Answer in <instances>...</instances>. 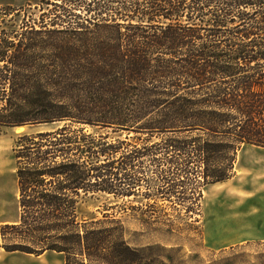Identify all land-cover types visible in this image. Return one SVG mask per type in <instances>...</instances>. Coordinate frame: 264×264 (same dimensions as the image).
<instances>
[{
  "label": "trees",
  "instance_id": "1",
  "mask_svg": "<svg viewBox=\"0 0 264 264\" xmlns=\"http://www.w3.org/2000/svg\"><path fill=\"white\" fill-rule=\"evenodd\" d=\"M41 1L52 9L0 31V126L50 125L15 140L19 216L0 248L156 264L146 250L163 246L131 244L122 215L85 218L80 203L143 181L180 203L194 182L198 202L245 145L264 148V0Z\"/></svg>",
  "mask_w": 264,
  "mask_h": 264
},
{
  "label": "rangeland",
  "instance_id": "2",
  "mask_svg": "<svg viewBox=\"0 0 264 264\" xmlns=\"http://www.w3.org/2000/svg\"><path fill=\"white\" fill-rule=\"evenodd\" d=\"M41 8L47 11L52 6L47 7L41 0H0V31L15 28L20 32L22 22L37 20ZM49 127L0 126V225L14 222L19 216L15 140L20 132L33 133ZM141 159L139 170L152 181L155 166L148 156ZM234 171L227 180L204 185L198 202L194 182L181 188L184 193H177L183 200L180 203L174 195L168 199L146 197L154 192L143 181L136 195L89 193L80 203L79 212L85 218L100 217L102 213L122 215L127 228L125 236L131 244L163 246L146 250L150 263L264 264V148L245 145L238 153ZM133 205L137 208L131 213ZM0 264H64V259L55 251L34 255L0 248Z\"/></svg>",
  "mask_w": 264,
  "mask_h": 264
},
{
  "label": "crops",
  "instance_id": "3",
  "mask_svg": "<svg viewBox=\"0 0 264 264\" xmlns=\"http://www.w3.org/2000/svg\"><path fill=\"white\" fill-rule=\"evenodd\" d=\"M262 148V147H261Z\"/></svg>",
  "mask_w": 264,
  "mask_h": 264
}]
</instances>
